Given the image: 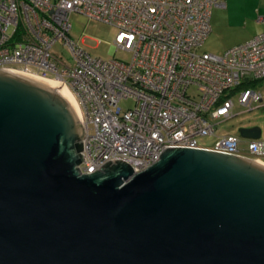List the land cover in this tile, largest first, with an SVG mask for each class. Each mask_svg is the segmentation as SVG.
Listing matches in <instances>:
<instances>
[{"label": "water", "instance_id": "1", "mask_svg": "<svg viewBox=\"0 0 264 264\" xmlns=\"http://www.w3.org/2000/svg\"><path fill=\"white\" fill-rule=\"evenodd\" d=\"M83 138L61 85L0 69V264H264L263 165L173 147L80 174Z\"/></svg>", "mask_w": 264, "mask_h": 264}, {"label": "built area", "instance_id": "2", "mask_svg": "<svg viewBox=\"0 0 264 264\" xmlns=\"http://www.w3.org/2000/svg\"><path fill=\"white\" fill-rule=\"evenodd\" d=\"M224 0H0V69L65 87L84 132L80 174L127 163L140 173L166 148L184 147L251 159L264 166V140L215 136L218 119L233 116L236 93L247 111L262 101L251 88L264 79V32L222 56L201 51L214 8ZM116 30L113 52L125 62L85 53L70 38V15ZM59 41L66 61L51 51ZM32 68L34 72L29 71ZM122 101L132 106L123 108Z\"/></svg>", "mask_w": 264, "mask_h": 264}, {"label": "rangeland", "instance_id": "3", "mask_svg": "<svg viewBox=\"0 0 264 264\" xmlns=\"http://www.w3.org/2000/svg\"><path fill=\"white\" fill-rule=\"evenodd\" d=\"M213 15L214 30L202 45L201 51L203 52L222 56L230 47L244 43L262 33L259 31L260 25L255 23L254 17L248 16L249 13H247L248 19L246 21L229 18L226 11L217 7L214 8ZM69 20L71 23L69 38L91 57L102 60L117 59L125 62L130 60L131 56L127 52L121 50L113 52L112 45L116 36V30L113 27L77 13H72ZM51 51L63 60H70V51L63 46L62 41L57 42ZM29 71L34 72L32 68ZM38 81L42 80L38 79ZM251 88L262 94V101L256 104L253 110L247 111L239 104L237 94H232L233 116L228 119L216 120L215 136L197 138L200 144L209 145L221 136H240L239 129L252 127L261 129L260 139L264 140V79L256 81ZM69 102L72 106L73 99L70 98ZM120 106L123 108L130 107L132 102L122 101ZM74 107L76 109L75 105ZM74 111L76 113V110ZM242 140V146H247V139Z\"/></svg>", "mask_w": 264, "mask_h": 264}, {"label": "crops", "instance_id": "4", "mask_svg": "<svg viewBox=\"0 0 264 264\" xmlns=\"http://www.w3.org/2000/svg\"><path fill=\"white\" fill-rule=\"evenodd\" d=\"M224 3L225 7L222 9L226 11L229 18L246 21L248 19L247 13H249L248 16L254 17L255 23L260 25L259 31H264V0H224ZM213 12L214 9L211 15V33L214 30L212 25Z\"/></svg>", "mask_w": 264, "mask_h": 264}, {"label": "bare ground", "instance_id": "5", "mask_svg": "<svg viewBox=\"0 0 264 264\" xmlns=\"http://www.w3.org/2000/svg\"><path fill=\"white\" fill-rule=\"evenodd\" d=\"M32 79L36 80L35 78H32ZM36 81H38V79H37ZM39 82H41V83H43V84L51 85V86H59V84L56 83V82L44 81V80L39 81ZM61 91H62V94H63L68 100H69L70 98L73 99L72 108H73L74 110H76V112H78V106H77V104H76V101H75L74 97L72 96V94L69 92V90L66 89L65 87L61 86ZM74 105L76 106V109H75Z\"/></svg>", "mask_w": 264, "mask_h": 264}, {"label": "flooded vegetation", "instance_id": "6", "mask_svg": "<svg viewBox=\"0 0 264 264\" xmlns=\"http://www.w3.org/2000/svg\"><path fill=\"white\" fill-rule=\"evenodd\" d=\"M77 113V112H76ZM78 115V114H77Z\"/></svg>", "mask_w": 264, "mask_h": 264}]
</instances>
